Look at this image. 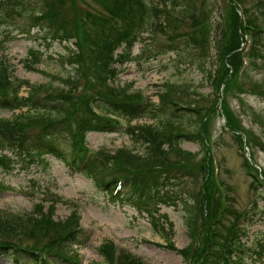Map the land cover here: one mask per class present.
Segmentation results:
<instances>
[{"label":"trees","instance_id":"trees-1","mask_svg":"<svg viewBox=\"0 0 264 264\" xmlns=\"http://www.w3.org/2000/svg\"><path fill=\"white\" fill-rule=\"evenodd\" d=\"M43 2V7L30 10L31 0H0V23H7L12 15L32 16V28H37L35 35L46 47L56 39L69 42L75 38L77 48L67 45L66 56L61 61L65 67L78 65L72 67L77 74L72 75L67 70L65 77L60 78L59 85H54L57 77L40 84H29V81L24 80L14 82L8 63L0 59V108L22 110L14 117L0 118V170L5 173H12L17 168L28 170L36 163H43L46 156L52 154L73 163L87 178L93 179L96 186L106 187L108 192L115 195L112 200L129 203L153 220L158 201L169 204L173 202L174 196L183 198L188 210L187 226L192 237V242L180 250L184 258L191 259L192 264H243L240 261L243 252L239 251L242 249L244 233L239 223L244 214L236 210L230 224L222 228L219 211L223 197L214 177L207 146L204 161L191 167L194 174H203L201 188L196 194L193 189H183L178 193L174 189L171 191L166 185L169 179L159 176L160 173L189 166L188 162L194 155L182 149L180 142L183 137L207 140L209 114L217 109L216 106L202 111L199 105L184 104L180 96L184 97L188 89L177 83H164L158 94V103H152L149 98H141L140 91L129 93L127 85L119 86L115 82L119 73L117 63L128 60L133 41L140 34H136L135 26L131 29L130 26L135 23L139 29L145 16L154 19L150 27L154 34L150 37L151 42L156 41V35H165L167 38V43H163V48L157 54L177 51L176 55L181 59L182 55L190 53L189 63L195 64L203 73H208L206 44L210 39L207 31L208 15L204 12L205 0H99L113 20L128 15L131 21L125 29L114 32L108 30L109 33L103 31L102 36L100 34L93 43V37L88 38L85 32L86 18L78 16L72 0L73 31L65 25V13L61 6L63 0ZM183 20L189 22L190 33L176 30V24L183 23ZM220 22L216 38L220 66L213 73L209 72L208 76H213L211 80L217 85V93L223 82L225 90L231 85L242 91L238 76L243 61L240 48L245 40L244 35L251 34L253 41L257 42V39H263L264 29L253 34L251 31H257L258 26L249 19L242 23L236 10L228 17H222ZM30 32L31 28L23 33L29 35ZM114 34H117L116 39L110 37ZM255 42L251 54L255 52ZM124 43V50L116 54ZM148 49H153L152 44H149ZM153 53H148L149 58ZM28 59H32L30 64L33 65L30 66L33 69L43 60V53L31 48ZM91 59L95 64H91ZM82 65L84 69L81 73L87 80L92 76L91 66L97 76L93 85L86 83L81 88L78 69ZM25 83L29 86L28 94L19 96V90ZM200 98L202 94L198 93L192 101L197 102ZM223 106L230 128L239 131L237 119L225 104ZM192 116L197 122V125H193L195 130H192V123L186 121ZM143 117L155 121L132 125L131 121ZM126 118L128 123L125 132L142 141L146 150L138 154L126 148L113 153L100 149L87 159L88 153L91 154L86 141L88 132L118 128L122 124L120 120ZM235 136L241 143V135ZM63 139H67L68 148L58 145ZM5 150L10 153H5ZM245 166L251 168L249 164ZM187 173L192 174L191 171ZM120 177L124 180L123 189L115 194ZM251 185L255 190L259 188L256 180H252ZM190 199L193 203H189ZM196 204H199L201 217L204 209L205 212L201 241L195 244ZM225 210L228 212L229 207ZM54 211L53 207L45 210L41 203L28 213L0 209V256L10 258L13 264H74L79 256L74 244L84 245L89 236L83 234L77 209L65 220L55 219ZM218 224H221L220 228ZM99 254L104 261L94 264H146L129 252L119 251L113 242L102 243Z\"/></svg>","mask_w":264,"mask_h":264},{"label":"rangeland","instance_id":"rangeland-1","mask_svg":"<svg viewBox=\"0 0 264 264\" xmlns=\"http://www.w3.org/2000/svg\"><path fill=\"white\" fill-rule=\"evenodd\" d=\"M31 1L32 5L27 6L30 10L44 6L43 0ZM70 1L63 0L61 6L65 13V25L70 31H73L74 20L72 16L74 14ZM72 1L76 5L78 16L86 18L85 32L88 38L89 36L93 37L92 43L98 39L103 31L107 30L109 33V31L125 29L131 21V17L128 15H122L121 18L113 20V17L107 14L99 0ZM229 1L205 0L204 2V12L208 15L206 17L207 31L210 40L206 44V53L208 54L210 73H213L220 66L216 44L220 21L222 17H228L236 10ZM240 2L246 8L247 19L254 22L258 27H264V0H240ZM204 12H202L203 16ZM153 22L152 17L145 16L144 21L140 24L139 30L143 31L134 46L133 54L136 58L133 60L129 56L130 59L118 67L119 75L115 80L116 84L119 86L127 85L129 93L143 91L149 95L152 103H158V94L164 83H177L188 89L185 90L184 97L180 96L184 99L182 101L184 104L199 105L202 107V111H207L214 106L218 107L219 99L216 91L218 89L211 80L213 76H208L209 72L203 73L195 64H190V53L182 55L181 59L176 55L177 51L157 55V52L163 48V43L167 42V38L165 35H156L154 37L156 41L151 42L154 34L150 27ZM33 24L34 20L30 15H12L7 19V23H0V59L8 63L13 78L17 81H29V84H40L57 77L54 85H59L60 78L65 77L67 70L72 75L77 74V71L73 70L72 67L76 68L78 65L70 64L65 67L61 61L66 56L67 45L77 48L75 38H71L69 42H61L56 39L49 42L50 45L46 47L37 38V34L35 35L37 28H32ZM132 26L137 27L134 23L130 29ZM29 28H31L29 35L23 33ZM176 28L177 31L183 33H190L191 31L189 22L185 20L183 23L178 22ZM142 35H144L143 39L141 38ZM110 37L116 39L117 34L110 35ZM145 37L146 39H144ZM149 44H152L153 49H148ZM250 46L249 41L247 49ZM31 48L43 53V60L34 65L33 69L30 66L33 65L30 64L32 59H28ZM121 50L122 48H119L117 54ZM151 51L156 55L149 59L148 53ZM248 59L249 66L246 67V72L243 71V85H240L243 90L240 91L238 87L230 85L229 89L224 92V102L230 113L237 119L238 128L242 130L246 144L250 149H241L235 133L226 127L227 119L222 114L221 109L210 112L207 125V137L211 139L213 147L211 156L215 157L216 173H218V187L220 193L223 192L228 197L229 203V211L224 212L223 219L219 218L222 228L230 224L236 210L239 212L248 210L249 214L247 215L250 216V214L255 213L257 208V205L254 208L253 201L262 198L258 201V205H264V187H260L259 191L252 188V176H250V170L245 167L246 152H251L255 167V170L252 171L254 175L264 180L261 175V172L264 174V37L261 40L257 39L255 52L251 56L249 55ZM91 60L93 61L91 64H95V61ZM90 68L92 69V76L89 77V80L83 77L81 73L84 69L83 65L78 69L80 77L78 83L81 88L86 86V83L93 85L96 79L94 67L91 66ZM97 72L99 73V70ZM28 87L26 83L23 84L19 90V96L27 95ZM198 93L202 94V98L193 102L192 99H195ZM26 109L23 108V110ZM20 111L22 110L0 108V118L14 117ZM195 120L194 116L186 120L188 123H192V130H195L193 125H197ZM154 121L149 117H143L138 120L134 119L131 123L136 125L137 123H153ZM87 139L90 147L98 151L107 149L113 153L118 149L126 148L141 154L146 150L142 141L125 131H92L88 134ZM66 140L59 141L58 145L68 148ZM180 146L194 154V157L188 162L189 166L168 173H160L159 176L169 179L166 185L171 191L174 189L178 193L183 189L184 191L185 189H193L196 194L201 188L203 174H194L195 172L191 167L204 161L207 152V140L206 138L183 137ZM65 151L67 150L65 149ZM187 171H191L192 174H188ZM189 201V203H193L192 199ZM158 202L159 204L156 205L158 210L155 212V220H153L145 212H140L138 208L128 203L111 200L105 191L96 186L93 179L87 178L81 172L73 173L68 168L67 163L65 164L54 155H47L43 163H36L28 171L15 169L12 173H5L0 170V209L28 213L33 211L38 203H41L45 210L51 207L55 209L54 217L57 220H65L70 217L74 210L79 211L85 234L89 236L84 245L74 244V248L77 249L82 258V264L103 262L104 258L99 254V249L104 242L115 243L119 250L139 257L146 264H192L191 259H185L180 253L181 249L192 242L187 226L188 210L184 199L174 196V203ZM203 212L205 209L202 211L201 217L199 204H196V231L193 238L195 244L201 241ZM256 217L248 226L251 232L249 241L251 242L252 235H260V242L262 240L264 243V211L258 210ZM247 221H244V225ZM221 224H218L219 228ZM255 254L254 251H251L243 259V262L245 264H264V254L262 256L257 254L258 257L256 258ZM0 264L13 263L10 258L0 256Z\"/></svg>","mask_w":264,"mask_h":264},{"label":"bare ground","instance_id":"bare-ground-1","mask_svg":"<svg viewBox=\"0 0 264 264\" xmlns=\"http://www.w3.org/2000/svg\"><path fill=\"white\" fill-rule=\"evenodd\" d=\"M140 38V37H139ZM141 38H143V35L141 36ZM122 46V45H121ZM125 48V47H124ZM124 48H123V50H124Z\"/></svg>","mask_w":264,"mask_h":264}]
</instances>
